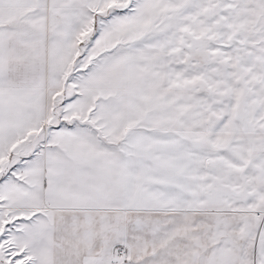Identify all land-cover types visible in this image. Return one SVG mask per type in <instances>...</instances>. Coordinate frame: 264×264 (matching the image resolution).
<instances>
[{
    "label": "snow or ice",
    "instance_id": "1",
    "mask_svg": "<svg viewBox=\"0 0 264 264\" xmlns=\"http://www.w3.org/2000/svg\"><path fill=\"white\" fill-rule=\"evenodd\" d=\"M0 264H264V0H0Z\"/></svg>",
    "mask_w": 264,
    "mask_h": 264
}]
</instances>
